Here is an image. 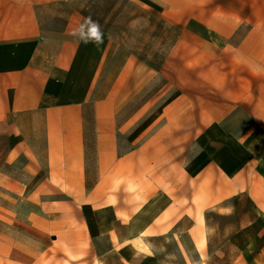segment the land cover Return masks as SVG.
<instances>
[{
    "label": "crops",
    "instance_id": "1",
    "mask_svg": "<svg viewBox=\"0 0 264 264\" xmlns=\"http://www.w3.org/2000/svg\"><path fill=\"white\" fill-rule=\"evenodd\" d=\"M81 1L0 0V264H153L148 236L175 234L185 217L207 255L193 264H219L208 253L206 217L190 214L202 200L201 216L218 206L233 220L234 255L220 249L221 263L264 264V0H127L180 30L159 71L85 19ZM156 76L172 84L173 104L157 149L145 133L139 149L118 156L120 138L131 146L132 125L149 121L150 99L121 112ZM182 128L198 143L184 159ZM150 165L161 193L156 222Z\"/></svg>",
    "mask_w": 264,
    "mask_h": 264
},
{
    "label": "rangeland",
    "instance_id": "2",
    "mask_svg": "<svg viewBox=\"0 0 264 264\" xmlns=\"http://www.w3.org/2000/svg\"><path fill=\"white\" fill-rule=\"evenodd\" d=\"M121 3V2H119ZM80 4V3H79ZM151 19L144 10L138 8L134 4L127 2L111 24L110 32L112 36L116 39V41L123 47L126 46H144L145 44H150L157 48L160 46V40L153 38L152 35L156 30L157 19H151L153 22L149 21ZM190 76L185 74L181 78V86L186 87L190 84L189 82ZM198 86V83L196 85ZM162 87L163 90L158 93L159 89ZM156 93H158L156 95ZM187 92L183 91L182 88V101L184 98V94ZM198 99H203V91H195L194 93ZM144 97H148L150 99V108L146 113L149 115V121L145 123H141L138 121L132 125L133 138L132 145L129 146L128 139H125L124 136L120 138L121 147L118 152V156L123 155L126 152H129L130 149L135 151L139 149L140 143L142 140V136L146 133L149 136L150 140V149H157L158 140L156 138V133L158 129L163 125L162 120L163 116L172 114V84L166 81H163L161 77L156 76L149 84L147 90L142 94V98H136L131 107H127L126 110L122 111V116H127L128 112L131 110H135L136 107L140 104V100ZM159 115V120L156 119V116ZM119 125V124H118ZM88 147L86 155L89 159V163L94 168V157L93 151L90 147L91 143V129L88 125ZM201 142V141H200ZM194 144L198 143L196 139L191 137V134L186 129L182 128L181 134V148H182V159L187 158L188 153L193 149V152L197 151L194 147ZM213 146L216 150L221 149V143L216 141L213 143ZM120 147V145H119ZM153 163V162H152ZM155 166V164H152ZM152 166L150 165L149 177H150V200H149V209L148 212L152 216L151 220L153 222L158 221L156 218V211L158 210L157 200L161 196V193L158 195V189L156 186H152V181H155L156 171L152 170ZM94 174V171L92 172ZM123 175L120 178H117V181L126 180ZM156 191V192H155ZM215 191L218 193L219 188H215ZM128 195L125 191H122V196L126 197ZM198 197L200 199L204 196L203 190L197 191ZM153 196V197H152ZM127 205L132 206L130 198L126 197ZM204 201L202 200L197 205L196 213L194 210H190L191 216H195V214H201L202 208L204 205ZM186 206V207H185ZM185 207V210H183ZM147 212V210H145ZM182 214L184 212H189V204L182 201ZM140 215H138V218ZM146 217V216H145ZM204 217H206V221L208 223V236H209V254L212 255L210 258L212 263L222 264L220 259L218 258L217 251L220 249H226L227 259L232 258L234 255V251L228 246L229 239L231 237V227H232V219L228 216L223 217L220 215L218 206L208 208L205 213L201 216V222L204 221ZM192 217L182 218L177 228L175 229V234H164V235H149V248H150V257L153 264H193L194 261L201 256L203 259L207 258V255L203 252H199L196 250L194 243L192 241V237L185 231L190 223H192ZM136 225L140 226L139 223ZM209 259V257H208Z\"/></svg>",
    "mask_w": 264,
    "mask_h": 264
},
{
    "label": "trees",
    "instance_id": "3",
    "mask_svg": "<svg viewBox=\"0 0 264 264\" xmlns=\"http://www.w3.org/2000/svg\"><path fill=\"white\" fill-rule=\"evenodd\" d=\"M121 2V3H119ZM127 0H82L80 2V14L94 24L96 27L101 28L104 32L110 33L111 24L120 14L122 7L127 3ZM146 12V11H145ZM151 19H157L156 30L152 37L160 40L157 48L150 44L144 46H126L125 48L132 52L140 62L146 64L150 68L159 71L171 48L174 46L180 36L179 28L166 23L164 20L158 19L153 14L146 12ZM149 21L153 22V20ZM112 35V34H111ZM87 106V105H86ZM92 115V109H88L86 115ZM90 124H86L87 126ZM91 127V143L90 147L95 154L94 135ZM88 135V132L86 133ZM86 135V148L88 147V136ZM96 177L93 176V183ZM86 223L88 225L90 234L96 236L98 234V227L90 206L83 207Z\"/></svg>",
    "mask_w": 264,
    "mask_h": 264
},
{
    "label": "bare ground",
    "instance_id": "4",
    "mask_svg": "<svg viewBox=\"0 0 264 264\" xmlns=\"http://www.w3.org/2000/svg\"><path fill=\"white\" fill-rule=\"evenodd\" d=\"M196 219H197V221H198V223H201V215L200 214H197L196 215ZM136 234L138 235V234H142V231L140 230V229H136Z\"/></svg>",
    "mask_w": 264,
    "mask_h": 264
},
{
    "label": "snow or ice",
    "instance_id": "5",
    "mask_svg": "<svg viewBox=\"0 0 264 264\" xmlns=\"http://www.w3.org/2000/svg\"><path fill=\"white\" fill-rule=\"evenodd\" d=\"M93 34H95V29H93Z\"/></svg>",
    "mask_w": 264,
    "mask_h": 264
}]
</instances>
